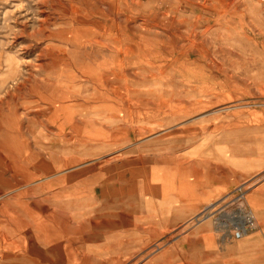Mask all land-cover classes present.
Segmentation results:
<instances>
[{
	"label": "rangeland",
	"instance_id": "374dc122",
	"mask_svg": "<svg viewBox=\"0 0 264 264\" xmlns=\"http://www.w3.org/2000/svg\"><path fill=\"white\" fill-rule=\"evenodd\" d=\"M53 83L76 117L38 106ZM243 184L264 212V0H0V264H140Z\"/></svg>",
	"mask_w": 264,
	"mask_h": 264
},
{
	"label": "crops",
	"instance_id": "0c3cea01",
	"mask_svg": "<svg viewBox=\"0 0 264 264\" xmlns=\"http://www.w3.org/2000/svg\"><path fill=\"white\" fill-rule=\"evenodd\" d=\"M253 213L264 221V212ZM258 229L252 237L249 235L241 241L232 242L229 239L221 241L216 231L208 232L200 226L177 239L162 254L150 260L145 256L140 264H264L262 226L258 225Z\"/></svg>",
	"mask_w": 264,
	"mask_h": 264
},
{
	"label": "bare ground",
	"instance_id": "6f19581e",
	"mask_svg": "<svg viewBox=\"0 0 264 264\" xmlns=\"http://www.w3.org/2000/svg\"><path fill=\"white\" fill-rule=\"evenodd\" d=\"M73 20H74V22L78 21L80 24H84V22H85V20H83V19H79V20L73 19ZM68 27H69L68 30L67 29L61 30L60 32L56 33L54 35V37L59 39L60 41H64V43H70V44H72V47H74V48L78 47V49L80 48V50H82V47L85 46L84 45L85 43H89V44H93V45L96 44L97 46H102V44H104L105 42L108 44L110 42L112 36H113V31L110 28H109V31H111L112 33H110L108 31V34H105L104 36H102L99 39V38L95 37L96 34H95V36L82 34V32H81L82 30L76 29V27H74L73 24H68ZM98 34H100V33H98ZM63 52H65V50H63ZM55 60H57V62H55V64L58 65L60 63L59 61H61V58L55 59ZM76 69H77L79 74H83L84 78H86V79L89 77L91 80V83L93 85H96V87L94 89L95 94L93 95V98H91L92 102L99 103L98 101H100V102L102 101V103H104V101H105L104 98H101L100 96L106 90H108L110 87V81H111L112 75H105L107 73V71H109V70L90 69V68L86 67L83 63H79V61L76 62ZM66 78H68L71 82H75L77 80V76L74 75V73L66 76ZM77 87H78V85H75V84L72 86H68L67 84L61 86L59 84L56 85L53 83V84L49 85L47 91H41L40 89H38L35 91V93L38 95V100H39L38 106H41L42 108L45 109L46 112H50L51 114L55 115L56 117H61L60 114H62V113H63L62 114L63 116H67L68 118L76 117L75 114L73 113V110H75V108L79 107L80 105L74 104V105L64 106V104H67V102H69L68 97H71V96H69L68 93L72 92V90H73V94L82 96L80 88H77ZM32 95H33V93H32ZM95 98H96L97 102H95ZM95 107L99 108L100 105L99 106L95 105ZM91 108H94V106H92ZM91 108L88 107L85 110H89ZM98 108L95 110H98ZM90 114L98 116L96 114V112L90 113ZM55 122H59V120H56ZM82 123H83V120H82ZM84 123L87 126H89V123H90V125H92L91 122H89V121L84 122ZM69 126L76 131L79 129V126L77 124H75V122L71 123ZM69 126H67V127H69ZM28 162H30V161H28ZM120 190H122V189H120ZM120 190H118V191H120ZM118 191H116V192L117 193L124 192V190H122L121 192H118ZM77 200L79 201V198H77ZM114 203H115V201H114ZM75 217H79V216L76 215ZM129 218H130V216H129ZM16 221H17V218L14 216L13 222H16ZM23 221H26V220H23ZM79 221H81V216H80Z\"/></svg>",
	"mask_w": 264,
	"mask_h": 264
},
{
	"label": "built area",
	"instance_id": "2783aa9c",
	"mask_svg": "<svg viewBox=\"0 0 264 264\" xmlns=\"http://www.w3.org/2000/svg\"><path fill=\"white\" fill-rule=\"evenodd\" d=\"M250 187L243 184L221 200L207 206L200 219H213L221 238L241 241L257 230L255 214L247 204Z\"/></svg>",
	"mask_w": 264,
	"mask_h": 264
}]
</instances>
